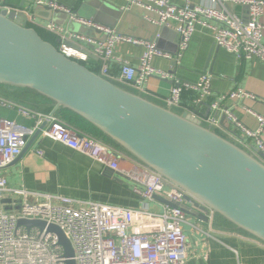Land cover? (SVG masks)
<instances>
[{"label": "built area", "instance_id": "1", "mask_svg": "<svg viewBox=\"0 0 264 264\" xmlns=\"http://www.w3.org/2000/svg\"><path fill=\"white\" fill-rule=\"evenodd\" d=\"M125 1L129 7L140 6L154 14L155 18L146 15L143 19L158 29L176 23L174 28L179 39L176 56L178 59L189 48L197 27L202 26L213 32L219 48L235 55L238 60L258 59L264 62V23L260 19L264 12V0H208V5H193L186 0L181 6L172 3L173 0ZM34 6H48L53 11L68 14L71 21L106 33L104 40L96 41L79 34H69L53 20H49L44 27L47 32L58 35L61 41L58 50L62 55L89 69L93 67V59L82 47L84 44L90 45L92 55L98 59L95 68L99 76L124 85L143 96L148 95L150 79L159 77L173 80L171 94L164 99L165 106L172 110L181 105L185 92L197 93L194 102L199 105L211 97V74L206 73L198 82L188 83L174 78L169 72L155 68L153 61L156 57L174 60L171 55L159 50L155 41L134 39L116 29L97 25L92 20H80L72 10L60 5L57 0H35ZM232 6L247 7L249 20L244 22L234 13ZM4 10L28 15L31 7L23 10L10 8L5 5V0H0V11ZM27 24L34 28L39 25L32 16ZM158 37L159 33L154 39ZM121 42L146 48L137 68L115 54V49ZM247 98L257 100L242 89L222 94L210 104L214 116L211 115L205 120L198 118L203 125L246 151L253 153L255 149L260 152V161L264 163V117L256 114L253 109H246L258 122V128L253 130L239 122L232 109H222L229 100L238 104ZM0 105L17 107L19 114L35 120L34 127L29 128L16 121L0 119V170L13 163L22 154L36 130L45 125L41 131L43 138L52 139L67 148L88 155L103 169L112 170L142 201L141 208L136 209L99 203L84 205L61 195L50 196L26 189H13L8 186L6 177L0 175V202L9 201L7 204L2 203L3 207H0V264H67L64 248L56 234L38 227L29 230L19 224L20 219L40 220L48 226H59L72 243L76 264L188 263V236L183 226L196 228L189 221V213L194 211L193 200L183 190L168 183L146 166L136 163L123 150L75 130L57 114H43L12 104L1 97ZM222 114L226 116L224 123H221ZM37 153L43 154L41 151ZM123 157L132 161L131 168L120 166ZM155 197L170 202L174 208L155 201ZM152 204L159 209L153 210ZM6 208L10 210L7 211ZM208 217L212 220L213 214L209 212Z\"/></svg>", "mask_w": 264, "mask_h": 264}, {"label": "water", "instance_id": "2", "mask_svg": "<svg viewBox=\"0 0 264 264\" xmlns=\"http://www.w3.org/2000/svg\"><path fill=\"white\" fill-rule=\"evenodd\" d=\"M43 8L57 12L48 6L37 7L33 16L41 15ZM93 11L94 23L109 27L100 23L98 10ZM28 19L23 12L0 11V85L32 90L53 104L51 114L69 111L88 123L136 163L183 190L193 200L190 217L208 223L211 212L264 244V163L260 152L246 151L203 125L194 114L173 111L65 57L58 50L61 41L46 42L36 28L28 26ZM210 62L211 57L206 72ZM204 106L209 117L210 105ZM225 120L222 114L221 123ZM44 127L15 160L29 151ZM154 199L174 208L162 198ZM18 222L29 230L38 227L56 234L67 264H76L72 243L59 226L40 220Z\"/></svg>", "mask_w": 264, "mask_h": 264}, {"label": "crops", "instance_id": "3", "mask_svg": "<svg viewBox=\"0 0 264 264\" xmlns=\"http://www.w3.org/2000/svg\"><path fill=\"white\" fill-rule=\"evenodd\" d=\"M22 1H25L23 9L31 7L27 16L29 19L32 16L39 24L35 28L47 33L54 42L59 40L58 35L44 29L49 19L61 25L69 34H80L96 41H102L107 36L103 31L98 32L82 26L76 21H71L70 16L66 13H55L43 8L40 12L41 15L34 17L35 0H8V3L10 6L21 9ZM185 1L173 0L172 3L181 6L186 3ZM187 1L193 5L209 4L208 0ZM57 2L72 10L80 20L94 22L92 15L96 8L100 16V23L134 39L155 41L158 45L157 48L171 55L174 60L156 57L153 61L154 67L169 72L180 81L195 83L202 75L211 74L212 95L205 101L209 105L218 96L228 94L232 90L242 89L252 94L256 97V101L247 98L237 104V102L229 100L225 107L232 109L239 122L246 127L253 130L258 128L256 117L248 113L246 109H253L256 114L264 117V62L258 59L238 60L235 55L219 48L213 38V32L202 26L197 27L192 35L189 48L182 54V58L178 59L176 56L179 39L174 28L175 22L170 27L158 29L143 19L146 15L155 18L154 14L140 6L129 7L125 0H57ZM49 9L51 10L50 7ZM232 9L244 22L249 20L247 7L232 6ZM260 19L263 24L264 12ZM158 33L159 37L154 39ZM82 49L93 56L90 45L84 44ZM145 51L144 46L121 42L117 45L115 54L137 68ZM210 57V66L206 72V65ZM93 62L97 63L95 60ZM114 71L118 72V69L114 68ZM165 81L159 77L150 79L146 97L155 103L165 105L164 99L171 94L170 91L174 85L173 80ZM196 95L195 92H185L181 105L175 110L181 113L189 112L205 120L208 110L204 106L205 103L199 105L194 102ZM0 97L12 104L34 109L43 114L50 115L54 107L50 101L32 90L0 85ZM211 115L214 116V113L212 112L209 117ZM1 118L16 121L29 128L35 125V120L19 114L17 107L8 108L0 105ZM231 130L234 131V129ZM37 151H41L43 154L39 155ZM256 151L254 149L253 153ZM131 163L129 158L123 157L120 166L131 168L133 166ZM0 175L6 177L8 186L13 189H26L50 196L61 195L84 205L99 203L135 209L142 206V201L133 193L131 187L125 184L112 170L103 169L88 155L67 148L52 139L43 138L41 135L33 142L23 157L15 160L4 170H0ZM0 207H3L2 202H0ZM151 207L153 210L159 209L157 205L152 204ZM190 220L196 229L190 226H187L186 229L187 252L189 254L187 264H264V244L254 237L242 233L235 227L226 226L215 215L208 223L197 217L192 218V216Z\"/></svg>", "mask_w": 264, "mask_h": 264}, {"label": "trees", "instance_id": "4", "mask_svg": "<svg viewBox=\"0 0 264 264\" xmlns=\"http://www.w3.org/2000/svg\"><path fill=\"white\" fill-rule=\"evenodd\" d=\"M5 5L7 7H13V8H17L14 6H10L8 3V0H5ZM39 35L46 41V42H52L53 44H56L57 42H54L51 37L45 33V32H41L39 29H37ZM58 46V45H57ZM92 68L90 69L91 71L97 73V69L95 68V66H97V63L92 62ZM121 86V85H120ZM124 86V85H122ZM125 87V86H124ZM132 91V90H131ZM65 123L69 124L72 128H74L75 130L83 133V134H87L90 135L94 138L100 139L102 141L107 142L108 144L112 145L113 147L117 148L111 141H109L105 136H102L97 130H95L94 128H92L88 123H85L83 120H81L79 117H77L76 115H74L73 113H70L69 111H60L59 115H58ZM216 216V215H215ZM217 219L221 222H223L226 226L228 227H233L234 226L230 225L228 222H226L222 217L216 216Z\"/></svg>", "mask_w": 264, "mask_h": 264}, {"label": "rangeland", "instance_id": "5", "mask_svg": "<svg viewBox=\"0 0 264 264\" xmlns=\"http://www.w3.org/2000/svg\"><path fill=\"white\" fill-rule=\"evenodd\" d=\"M189 221H190L191 224H193V223H192V220L189 219ZM187 228H188L187 226H183V229H184L185 232H186V229H187Z\"/></svg>", "mask_w": 264, "mask_h": 264}]
</instances>
